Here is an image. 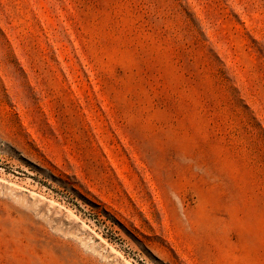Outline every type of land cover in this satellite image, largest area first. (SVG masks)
<instances>
[{
  "label": "rangeland",
  "instance_id": "rangeland-1",
  "mask_svg": "<svg viewBox=\"0 0 264 264\" xmlns=\"http://www.w3.org/2000/svg\"><path fill=\"white\" fill-rule=\"evenodd\" d=\"M0 264H264V0H0Z\"/></svg>",
  "mask_w": 264,
  "mask_h": 264
}]
</instances>
